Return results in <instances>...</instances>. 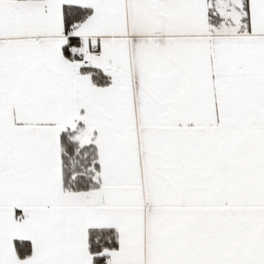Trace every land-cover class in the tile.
Returning <instances> with one entry per match:
<instances>
[{"label": "snow or ice", "instance_id": "obj_1", "mask_svg": "<svg viewBox=\"0 0 264 264\" xmlns=\"http://www.w3.org/2000/svg\"><path fill=\"white\" fill-rule=\"evenodd\" d=\"M0 264H264V0H0Z\"/></svg>", "mask_w": 264, "mask_h": 264}]
</instances>
